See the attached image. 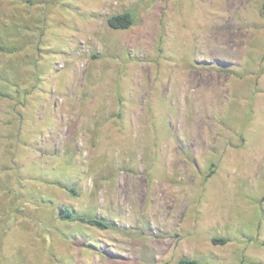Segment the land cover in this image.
<instances>
[{
	"label": "rangeland",
	"instance_id": "1",
	"mask_svg": "<svg viewBox=\"0 0 264 264\" xmlns=\"http://www.w3.org/2000/svg\"><path fill=\"white\" fill-rule=\"evenodd\" d=\"M0 44V264H264V0H0Z\"/></svg>",
	"mask_w": 264,
	"mask_h": 264
},
{
	"label": "trees",
	"instance_id": "2",
	"mask_svg": "<svg viewBox=\"0 0 264 264\" xmlns=\"http://www.w3.org/2000/svg\"><path fill=\"white\" fill-rule=\"evenodd\" d=\"M109 24L114 28L128 29L135 24L136 19L131 11H125L122 13L114 14L108 19ZM3 46L0 44V51L3 50ZM60 218L63 220H80L100 228H108V223L99 217H88L86 215L77 214L73 209L69 208L67 205L60 206ZM213 241L215 243H226V238L214 237ZM180 264H201V262L196 258L183 257L179 260Z\"/></svg>",
	"mask_w": 264,
	"mask_h": 264
}]
</instances>
